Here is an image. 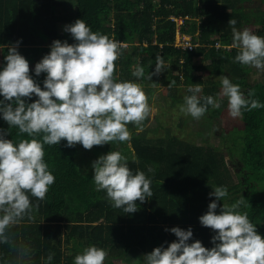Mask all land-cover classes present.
<instances>
[{
    "label": "trees",
    "instance_id": "16d2710c",
    "mask_svg": "<svg viewBox=\"0 0 264 264\" xmlns=\"http://www.w3.org/2000/svg\"><path fill=\"white\" fill-rule=\"evenodd\" d=\"M263 4L264 0H0V48L6 56L9 46L19 41L18 51L35 71L36 63L51 51L54 40L76 42L64 27L83 19L93 31L128 43L116 61L119 81L146 82L149 91L152 85L163 84L173 101L177 87L199 83V96L214 97L221 91L220 78L205 79L202 73H196L208 69L220 77L227 73L231 79L230 74L246 97L249 90L255 89L253 98L264 103V76L252 79L253 67L234 62L238 50L233 47L228 23L235 19L237 30L251 23L259 25L262 30L257 35L264 36ZM172 15L182 18L183 23L179 26ZM177 27L195 40L192 49L175 44ZM156 55L163 58L165 71L148 80L147 74L155 70ZM200 57L203 62L197 61ZM137 64L144 67V78L132 75ZM254 70L264 75V70ZM42 75L34 80L43 88L47 74ZM171 81L175 83L169 86ZM36 99L33 96L27 102ZM222 110L211 111L209 106L202 117L206 124L199 133L201 143L176 136L170 130L165 135L147 137L138 130L132 133V125V143H108L91 150L79 144L68 147L67 141L45 145L44 159L55 183L45 200L30 196L33 205L39 204L32 213L34 221L25 218L11 232L18 243L31 250L30 260L24 264H46L50 253V264H74L75 256L84 248L81 240L103 248L110 257L106 264L115 260L141 264L136 261L139 255L161 245L167 247L177 239L170 231L173 227H191L190 243L198 239L205 247H214L215 232L203 226L199 217L216 199L209 195L215 186L228 189V196L218 201L217 212L223 203L231 205L244 199L238 211L247 213L264 236V108L245 111L237 123L222 127L219 142L209 143L207 136L217 126L214 121ZM0 129H9L2 114ZM7 138L19 142L28 137L13 128ZM110 151H120L128 157L133 172L144 171L151 180L154 195L142 204L138 201L135 213L113 208L106 192L95 190L92 162ZM237 161L241 163L236 179L232 172ZM84 165L89 170H83ZM149 168L153 171L149 172ZM0 264H16L8 245L0 244Z\"/></svg>",
    "mask_w": 264,
    "mask_h": 264
},
{
    "label": "clouds",
    "instance_id": "9594fccd",
    "mask_svg": "<svg viewBox=\"0 0 264 264\" xmlns=\"http://www.w3.org/2000/svg\"><path fill=\"white\" fill-rule=\"evenodd\" d=\"M228 23L233 47L238 50L234 62L264 70V36L247 28L237 30V21L233 18ZM178 29L181 36L192 38ZM64 31L76 42L54 40L51 51L35 65L36 76L47 74L43 88L30 74L28 59L18 51L19 41L9 46L6 64L0 70V96L3 97L0 114L9 125L7 132L15 128L28 137L14 142L0 129V244L9 246L16 264L30 260L31 250L14 239L12 229L25 218L34 221L32 213L39 204L33 205L30 196L38 201L45 200L56 179L44 159V146L67 141L68 147L79 144L91 150L108 143L129 142L132 134L128 125L142 129L152 112L150 98L143 87L132 81H119L116 76V61L127 44L93 31L83 19L65 25ZM155 61V70L147 74L148 80L165 71L166 65L160 55H156ZM132 75L144 78V67L137 64ZM174 83L171 81L169 86ZM220 84L218 96L227 98V111L232 119L241 118L245 111L264 108V103L253 98L255 89L249 90L246 97L240 85L226 75L220 77ZM201 91L199 83L188 86L190 95L184 96L181 113L199 120L209 106L221 107L220 99L201 97L198 95ZM33 96L38 99L28 103ZM133 162L139 163L135 158ZM92 168L95 190L106 192L111 206L126 214L138 211L137 202L142 204L154 195L145 172H133L128 157L120 151L100 155L92 162ZM213 189L209 195L216 199L199 220L215 232L214 247H205L198 239L190 243L191 227L187 230L173 227L170 231L177 239L167 247L161 245L144 254L143 264H264V236L247 213L238 211L245 200L231 205L223 203L217 212L218 201L228 196V189L224 186ZM107 256L103 248L91 245L75 256L74 264H105ZM52 259L50 253L46 264Z\"/></svg>",
    "mask_w": 264,
    "mask_h": 264
},
{
    "label": "rangeland",
    "instance_id": "374dc122",
    "mask_svg": "<svg viewBox=\"0 0 264 264\" xmlns=\"http://www.w3.org/2000/svg\"><path fill=\"white\" fill-rule=\"evenodd\" d=\"M264 7V4L263 6ZM171 18H173L174 20H176L177 24L180 26L183 23V19L180 17H176L175 15L170 16ZM199 22V19H197V23ZM245 28L251 30L252 32H254L255 34L259 33L262 30V27L256 24H247L245 25L242 30H244ZM178 27L176 29V41L179 38V40L182 38L184 39L185 36H181L179 31H178ZM241 30V31H242ZM128 46V43H125ZM5 55L2 52V49L0 48V70H2L4 64H6V60L4 59ZM197 61H204L203 58H197ZM254 71V72H253ZM253 74L251 75V78H255V79H262L263 78V71H255L253 68ZM163 73V72H162ZM161 73V74H162ZM196 73H202L205 79L211 78V79H219L220 76L215 73L214 71H210L208 69H199L196 71ZM33 78H36L38 76H36L35 71H33L31 69V73ZM229 74V73H228ZM224 75L227 76V73H225ZM43 75H39V78L41 79ZM229 77L232 79V76L229 74ZM230 79V80H231ZM232 81V80H231ZM138 84H140L143 87V90L146 92V94H149L148 96L151 98L149 99V103L152 109L151 115L148 119H146L144 122V126L142 129H137L134 126V129L132 131V133L136 130L137 133L142 134V135H146L147 137H155V136H159V135H165L166 132H168V130L172 131V134H176V136L182 137V138H186L187 140H191L193 142H202L199 138V133L200 131L203 129V125L206 124V121H203V119H192L190 118V116H185L183 113L180 112V106L184 103V101L181 100L182 97H184L185 95H188L187 92V87L185 85H180V87L176 88V91L174 93V96H176L177 98L175 99V101H173L172 96L169 95V91L167 89V87L163 84H155L152 85L153 89L152 90H147V83L146 82H138ZM221 88V87H220ZM219 93L214 95L215 99H220L221 100V107L223 110L221 112V114L215 118V127L211 128V133L209 134L208 139H209V143L215 144L216 142H219L220 139V135H221V131H222V127L223 126H230L234 123H237L238 119H232L229 115H228V111H227V98H220L218 96ZM154 97V98H153ZM216 109H213L211 107V111H214ZM217 116V115H216ZM132 125H128V127L130 128ZM214 130H217L216 134L214 133ZM134 132V133H135ZM132 143V141H130ZM240 161H237L238 166H236V168L233 169L232 174L235 175V178L237 179V174H236V169L239 168L240 165ZM91 169V168H90ZM83 170H89V166L88 165H84L83 166ZM92 170V169H91ZM80 242H83L82 248L84 246L88 247L91 246L93 244H87L86 241L81 240ZM83 248V249H84ZM80 250V251H83ZM110 259L109 254L106 258L105 264L107 263V261ZM136 261H140L141 264H143V254L139 255L138 258H136ZM112 264H127L125 261L123 260H115ZM130 264V263H128Z\"/></svg>",
    "mask_w": 264,
    "mask_h": 264
},
{
    "label": "built area",
    "instance_id": "2783aa9c",
    "mask_svg": "<svg viewBox=\"0 0 264 264\" xmlns=\"http://www.w3.org/2000/svg\"><path fill=\"white\" fill-rule=\"evenodd\" d=\"M195 44H196L195 40L190 37H184V39L181 38L180 40L178 38L176 41V45L182 46L183 48H189V49H192Z\"/></svg>",
    "mask_w": 264,
    "mask_h": 264
}]
</instances>
